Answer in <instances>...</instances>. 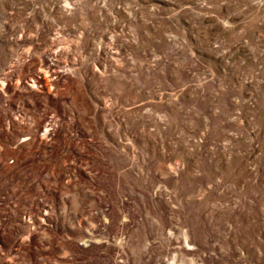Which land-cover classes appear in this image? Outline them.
<instances>
[{"label":"rangeland","instance_id":"374dc122","mask_svg":"<svg viewBox=\"0 0 264 264\" xmlns=\"http://www.w3.org/2000/svg\"><path fill=\"white\" fill-rule=\"evenodd\" d=\"M0 81V264H264V0H0Z\"/></svg>","mask_w":264,"mask_h":264},{"label":"bare ground","instance_id":"6f19581e","mask_svg":"<svg viewBox=\"0 0 264 264\" xmlns=\"http://www.w3.org/2000/svg\"><path fill=\"white\" fill-rule=\"evenodd\" d=\"M46 72L49 74L47 77L44 78L46 81H49L48 77H51V76L58 77L59 76V73L55 70V68L52 65H49V64L46 66ZM25 84H26L25 86H28V87H33L34 86V83H32V82H26ZM4 88H5V83L3 81H0V90H4ZM44 135L48 136V137L51 136L52 135V130L50 128H48V127H45Z\"/></svg>","mask_w":264,"mask_h":264}]
</instances>
